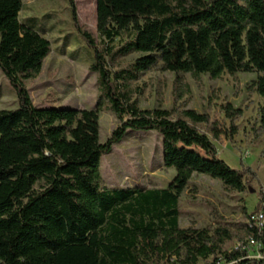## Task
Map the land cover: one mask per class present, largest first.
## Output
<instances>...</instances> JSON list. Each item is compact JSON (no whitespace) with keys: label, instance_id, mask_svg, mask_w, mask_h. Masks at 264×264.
Returning a JSON list of instances; mask_svg holds the SVG:
<instances>
[{"label":"trees","instance_id":"16d2710c","mask_svg":"<svg viewBox=\"0 0 264 264\" xmlns=\"http://www.w3.org/2000/svg\"><path fill=\"white\" fill-rule=\"evenodd\" d=\"M74 26L93 53L97 74L96 109L37 108L23 80L36 78L51 43L20 21L22 0H0V71L16 94L18 109L0 110V264H264L246 259L247 242L223 250L236 239L226 228H180V200L194 174L246 191L251 169L231 168L220 159L216 141L236 134L242 111L222 107L231 133L209 115L185 110L181 116L142 110L130 85L159 65L160 70L208 75L257 73L249 87L264 101V0H96L98 42ZM123 40L116 48V40ZM141 57L113 72L117 58ZM119 126L100 142L102 100ZM264 129V106L261 111ZM205 127L212 135L202 132ZM129 131L162 138V160L174 169L162 189L103 186L100 160ZM257 215L253 213L251 216ZM247 240L264 253V227L248 224Z\"/></svg>","mask_w":264,"mask_h":264},{"label":"rangeland","instance_id":"374dc122","mask_svg":"<svg viewBox=\"0 0 264 264\" xmlns=\"http://www.w3.org/2000/svg\"><path fill=\"white\" fill-rule=\"evenodd\" d=\"M20 21L39 31L51 43L41 73L23 80L32 103L37 108H70L94 110L98 102L97 74L90 71L93 53L78 34L71 19L69 0H22ZM78 23L98 42L96 0H74ZM124 39L115 41L118 48ZM141 55L117 58L113 72L134 64ZM257 73L225 74L213 80L208 75L198 79L190 74L160 70L157 65L140 75L130 85L132 100L142 110L163 109L173 117L185 110L209 115L223 133H231L230 121L222 107L231 104L242 114L236 121V134L221 136L215 142L219 157L235 170L243 165L251 169L246 191L228 190L220 181L194 174L180 200V228L214 230L226 228L236 239L225 243L223 250L232 252L247 242L246 227L253 213L264 215V129L261 128L263 99L249 87ZM15 92L0 71V110L18 109ZM100 142L105 143L119 126L110 103L102 100ZM210 138L205 127H200ZM100 172L103 186L111 188L162 189L175 177L174 169H166L162 160V138L155 132L129 131L112 151L102 156ZM249 257H258L255 248L247 249ZM202 264V263H200ZM228 264V263H226Z\"/></svg>","mask_w":264,"mask_h":264},{"label":"built area","instance_id":"2783aa9c","mask_svg":"<svg viewBox=\"0 0 264 264\" xmlns=\"http://www.w3.org/2000/svg\"><path fill=\"white\" fill-rule=\"evenodd\" d=\"M249 223L252 224L254 223L259 229H262L264 227V215L263 213L257 214V215H253L251 216ZM247 247L248 248H255L258 251V257H247L246 259H250V260H256V261H260V260H264V253L261 251V245L259 243H257L254 239L249 238L247 240ZM173 260L170 263L167 264H172ZM239 261H235V262H231L228 264H238Z\"/></svg>","mask_w":264,"mask_h":264}]
</instances>
